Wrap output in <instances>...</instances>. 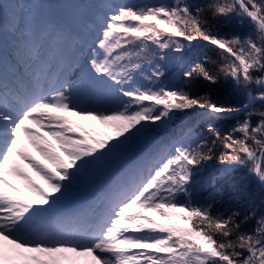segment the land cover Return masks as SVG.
<instances>
[{
    "label": "snow or ice",
    "instance_id": "1",
    "mask_svg": "<svg viewBox=\"0 0 264 264\" xmlns=\"http://www.w3.org/2000/svg\"><path fill=\"white\" fill-rule=\"evenodd\" d=\"M56 7L70 11H42ZM235 17L255 35L222 32ZM194 41L221 59L189 58ZM0 69V264H264V195L233 178L251 164L264 192V0H3ZM222 81L243 97L214 99ZM160 136V153L140 154ZM96 183L98 205L59 215Z\"/></svg>",
    "mask_w": 264,
    "mask_h": 264
},
{
    "label": "trees",
    "instance_id": "2",
    "mask_svg": "<svg viewBox=\"0 0 264 264\" xmlns=\"http://www.w3.org/2000/svg\"><path fill=\"white\" fill-rule=\"evenodd\" d=\"M121 1V4H144V3H151L154 4L157 1L160 2V0H74V3H89V4H102L105 2H115L118 3ZM18 2L25 3V4H33V3H49L53 5H60V3L63 2V0H18ZM200 3H210L211 0H199ZM0 3H3V0H0ZM59 7H56L54 9H48V10H42L44 12H54L57 14V10ZM93 11H97V9H93ZM243 20L242 24H239L238 22L240 20ZM234 29H239L242 32L245 33H252L253 32L252 24L246 17H235L232 24H230L227 28H222V32H231ZM182 43H186L182 40ZM151 54L149 53V56ZM179 54L175 53L174 51L168 52V57L174 58L178 57ZM189 58H195L199 60H204L205 57L211 58L212 60L219 61L221 59L219 50L207 42L204 41H194L192 42V45L190 47V51L188 52ZM209 88L212 89L213 92V98L218 100L221 103H236L238 102L244 95V93L240 90H233L231 87V81L228 82H221L219 85L209 86ZM207 89L200 88L198 91H205ZM259 105H257L258 107ZM189 115H194V113H190ZM243 118V117H241ZM183 119L177 121L173 128L176 132L179 131L180 127L183 124ZM235 121H227V122H221L217 124V127L224 133H227L230 131L231 127ZM171 133L169 134V136ZM169 136H160L159 143L154 144L151 141H142L141 148H146V152L143 154V156L146 157H152L160 153L163 148L166 146V141L169 139ZM219 151V149H218ZM221 165L219 164L218 160L213 159L210 162H207L202 169L201 177H208L212 173L217 172L220 169ZM234 181L237 185V187L245 192H251L254 194L257 198H260L262 195H264V192H262V185L260 184L258 178L252 174L251 172V164L247 165L246 167L237 170L234 173ZM221 184L218 183L217 187H220ZM226 190L229 193H232L229 196H226L224 199V208H230L235 207L236 204L239 202L237 195L231 188H228L227 185H225ZM206 195V193H205Z\"/></svg>",
    "mask_w": 264,
    "mask_h": 264
},
{
    "label": "rangeland",
    "instance_id": "3",
    "mask_svg": "<svg viewBox=\"0 0 264 264\" xmlns=\"http://www.w3.org/2000/svg\"><path fill=\"white\" fill-rule=\"evenodd\" d=\"M118 3L121 4V1H119ZM156 3H159V1H157ZM156 3H154V4H156ZM74 119H79V118H78V117H74ZM81 122H82V123H85V124H88V125L91 126V127H94L95 130H96L98 133H100V134L110 133V132L112 131L110 128H108V127L105 126V125L100 124L99 122H94V121H81ZM28 150L32 153V155H34V156H35L38 160H40L42 163H45V164L48 163L47 161H45V160L43 159V157H41V156L39 155L38 152L35 151V149H32V148L29 146V147H28ZM21 164H22V166L25 168V170L28 171V172L33 176L34 179L37 180L38 183H43V182L40 180V178H39L38 176H36V174L32 171V169H31V168H28L27 165H26L23 161H21ZM48 166L51 167L50 164H49ZM8 179H11V180L13 181V183H16V184L19 185L20 187H23V183H22V181H20V180L14 178V177H8ZM9 191H11V190L9 189ZM82 200H83V198H82V195H81V197L78 196L77 198L71 200V201L68 202V203L71 204V205H75V204L79 203V202L82 201ZM68 203H67V204H68ZM65 205H66V204H65ZM65 205L59 210V212H61V214L64 212Z\"/></svg>",
    "mask_w": 264,
    "mask_h": 264
}]
</instances>
